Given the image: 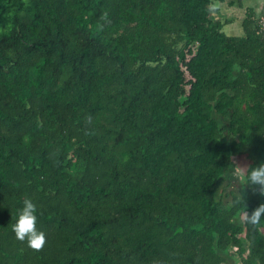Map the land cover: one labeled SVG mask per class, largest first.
<instances>
[{"label": "trees", "instance_id": "16d2710c", "mask_svg": "<svg viewBox=\"0 0 264 264\" xmlns=\"http://www.w3.org/2000/svg\"><path fill=\"white\" fill-rule=\"evenodd\" d=\"M214 1L0 0V264H264V192L217 195L264 161V36Z\"/></svg>", "mask_w": 264, "mask_h": 264}, {"label": "rangeland", "instance_id": "374dc122", "mask_svg": "<svg viewBox=\"0 0 264 264\" xmlns=\"http://www.w3.org/2000/svg\"><path fill=\"white\" fill-rule=\"evenodd\" d=\"M232 1H234L233 5L230 4ZM249 7L254 8L257 18L264 10V0H225L224 2L215 0L213 3V17L228 21L224 23L223 26V30L227 34L242 35L244 34L242 21L246 17ZM216 116L222 125H227V117L219 114ZM233 160L234 163L232 168L221 179L217 187L218 197L222 196L226 203L232 201V197L235 193H240L243 187V179L239 173L245 172L248 165L243 155L235 156ZM226 255L229 257L227 264H240V256L233 246L229 248Z\"/></svg>", "mask_w": 264, "mask_h": 264}, {"label": "clouds", "instance_id": "9594fccd", "mask_svg": "<svg viewBox=\"0 0 264 264\" xmlns=\"http://www.w3.org/2000/svg\"><path fill=\"white\" fill-rule=\"evenodd\" d=\"M239 175L245 179V185L259 186L260 190L264 192V161L248 167L245 172H241ZM246 215L249 222L253 224L260 222L264 218V203L256 207L250 215L246 212ZM37 223V205L30 197H25L22 206L16 212L15 222L11 225L15 237L26 241L30 247L41 248L45 243V233L38 228Z\"/></svg>", "mask_w": 264, "mask_h": 264}, {"label": "built area", "instance_id": "2783aa9c", "mask_svg": "<svg viewBox=\"0 0 264 264\" xmlns=\"http://www.w3.org/2000/svg\"><path fill=\"white\" fill-rule=\"evenodd\" d=\"M256 29L257 32L264 36V10L263 12L256 18Z\"/></svg>", "mask_w": 264, "mask_h": 264}]
</instances>
